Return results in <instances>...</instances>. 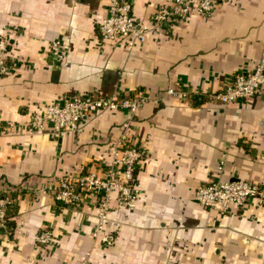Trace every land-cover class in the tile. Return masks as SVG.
<instances>
[{"label":"crops","instance_id":"obj_1","mask_svg":"<svg viewBox=\"0 0 264 264\" xmlns=\"http://www.w3.org/2000/svg\"><path fill=\"white\" fill-rule=\"evenodd\" d=\"M135 21L170 0H126ZM107 0H0V38L9 69L0 75V194L13 203L0 222V264H264V196L241 210H207L195 188L240 178L264 192V85L221 104L210 99L236 72L264 58V0H213L144 41L101 40ZM53 40L60 57L51 54ZM130 42V43H129ZM129 43V44H128ZM187 92L179 100L167 88ZM142 100L133 113L109 109L53 133L3 131L67 96L116 95ZM197 94L205 96L196 100ZM138 147L136 200L112 193L106 232L91 237L96 207L85 195L66 206L53 198L57 178L101 174L108 148ZM51 231L47 245L34 235ZM88 254L84 262L83 256Z\"/></svg>","mask_w":264,"mask_h":264},{"label":"built area","instance_id":"obj_2","mask_svg":"<svg viewBox=\"0 0 264 264\" xmlns=\"http://www.w3.org/2000/svg\"><path fill=\"white\" fill-rule=\"evenodd\" d=\"M213 0H170L166 6L157 8L148 18L147 23L134 20L130 6L126 0H107L106 15L97 26L101 40L114 44L130 37L131 41L142 42L151 32L161 29L171 22L183 19L188 13L206 15L210 12ZM130 43V42H129ZM128 43V44H129ZM6 40L0 38V75L7 72L10 63L6 56ZM51 54L60 57V43L53 40L49 45ZM264 85V58H260L253 70L236 72L226 79L223 88L210 96V99L221 104L242 100L258 93ZM167 94L179 100L186 99L187 92L180 88H167ZM142 96L137 93L133 98L116 95L67 96L60 102L45 107L40 113L31 116L23 124H8L3 131L42 132L49 126L53 133H60L74 127L87 115L109 109H127L133 113L137 110ZM108 159L103 164L101 174L84 170L69 174L55 180L53 198L66 206H74L81 202L85 195L92 198L96 207V222L90 235L101 242L104 247L112 245V234L104 229L110 209L109 200L116 194L119 203L131 209L136 200V189L133 185L134 170L143 156V151L134 146L121 145L119 142L108 148ZM264 192L255 183L240 178L229 180H212L198 185L193 193V200L207 210L228 212L232 207L241 210L252 198L262 199ZM12 201L7 192L0 194V222H3L5 208ZM52 239L49 229L43 228L34 235L36 245H47ZM88 254L83 256V261Z\"/></svg>","mask_w":264,"mask_h":264},{"label":"trees","instance_id":"obj_3","mask_svg":"<svg viewBox=\"0 0 264 264\" xmlns=\"http://www.w3.org/2000/svg\"><path fill=\"white\" fill-rule=\"evenodd\" d=\"M196 99V100H203L204 98H206L205 96H202L201 94H197L195 97H193V99ZM13 207V203L12 201L6 206L5 208V216H4V220L6 221V218H7V213L12 209ZM3 220V221H4Z\"/></svg>","mask_w":264,"mask_h":264}]
</instances>
